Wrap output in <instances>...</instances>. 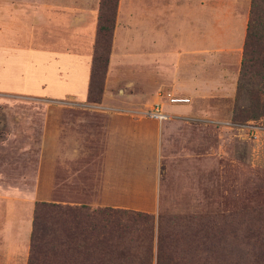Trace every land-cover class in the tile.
<instances>
[{
  "label": "rangeland",
  "instance_id": "374dc122",
  "mask_svg": "<svg viewBox=\"0 0 264 264\" xmlns=\"http://www.w3.org/2000/svg\"><path fill=\"white\" fill-rule=\"evenodd\" d=\"M205 1L206 51L187 59L190 78L197 75L192 68L200 66L205 70V82H222V90L204 94L210 97V107L219 117L227 114L231 124L246 127L243 133L220 129L216 123L207 125L212 135L219 136L218 147L213 144L202 149V154L161 158L157 199L146 195L139 201L125 202L138 205L140 210L44 198L52 196L46 191L53 188L49 180L53 178L56 146L60 145L57 142L61 143L63 127L67 133L72 127L62 116L74 111H101L94 106L96 103L86 101V96L83 104H77L69 95L60 94L62 90L54 89L59 68L56 75L52 70L44 73L38 54L40 50L85 52L86 34L70 35L69 29L77 26L78 20L87 27L95 21L96 28L99 0H0V247L4 239L2 226L10 224L14 231L8 233L12 241L9 254L15 264L17 260L27 264L35 211L38 258L31 264H59V260H53V252L66 231L72 235L75 223L71 215L75 209L80 211V205L85 206L86 213L103 207L126 211L125 215L118 214L120 220L114 224L125 225L127 239L134 241L128 249L131 264L144 263L146 221H150L152 232L148 264H155L156 236L161 231L169 236L171 246L174 244L177 260H195L192 264L197 260H218L219 264L263 262L264 119L236 123L231 118L249 0ZM92 34L94 40L95 29ZM117 69L114 65L107 75L106 67L102 89L106 84L112 91L132 92L133 70L118 79ZM44 80L50 93L40 89V85L45 87ZM168 144L166 141V149ZM136 213L147 220H135L133 224L130 217Z\"/></svg>",
  "mask_w": 264,
  "mask_h": 264
},
{
  "label": "crops",
  "instance_id": "0c3cea01",
  "mask_svg": "<svg viewBox=\"0 0 264 264\" xmlns=\"http://www.w3.org/2000/svg\"><path fill=\"white\" fill-rule=\"evenodd\" d=\"M205 5V0H118L107 75L114 65L118 79L132 69L133 91H112L104 84L100 101L94 105L101 112L74 111L62 116L72 127L67 133L64 126L61 143L57 142L60 145L56 146L53 178L49 180L53 188L46 191L52 196L47 194L45 199L140 209L125 202L139 201L146 195L157 199L161 158L202 154V149L213 144L218 147L219 136L212 135L207 125L216 123L220 129L237 132L246 127L231 124L227 114L219 117L210 107V97L204 94L222 90V82H205V70L200 66L192 68L197 75L190 78L187 59L206 51ZM79 21L69 33L79 37L86 34L85 52L40 50L38 55L44 73L52 70L56 75L59 68L61 75L54 76L58 85L54 89L83 104L95 21L93 27ZM229 42L230 36L226 44ZM45 80V87L40 85V89L50 93ZM174 96L188 101L167 102ZM153 107L159 113L151 112ZM1 231L0 264H15L9 254L12 241L8 236L14 228L6 223ZM20 263L24 260H17Z\"/></svg>",
  "mask_w": 264,
  "mask_h": 264
},
{
  "label": "trees",
  "instance_id": "16d2710c",
  "mask_svg": "<svg viewBox=\"0 0 264 264\" xmlns=\"http://www.w3.org/2000/svg\"><path fill=\"white\" fill-rule=\"evenodd\" d=\"M115 8L116 0H99L86 93V101L89 102L100 101L102 78L110 51ZM260 117L264 119V0H249V15L242 44L231 118L233 122L242 123L247 119L254 120ZM39 205L44 206L43 203ZM84 208V205H80V211L75 209L77 211L71 215L75 223L74 229L71 230L72 235L68 236L67 231L64 233V237L58 243V249L53 252V260H59V264H69L71 260L72 264H131L129 256L132 253L128 249L134 241L127 239L125 225L114 224L120 220L117 217L118 214L125 215L126 211L103 207L86 213ZM130 218L133 224L136 223L135 220L143 222L147 220L146 216L137 213ZM36 219L35 211L29 238L30 254L27 264H31V260L38 258ZM146 222L144 226L148 229V239L146 238L147 244L144 245L142 252L141 260H144V263L140 261V264L145 262L148 264L147 260L151 256L149 250L151 224L150 221ZM156 239L155 264H192L195 261L177 260L174 255L175 246L174 244L171 246L166 232L157 233ZM260 254L263 260L261 264H264L263 249ZM195 264H219V262L218 260H197Z\"/></svg>",
  "mask_w": 264,
  "mask_h": 264
},
{
  "label": "built area",
  "instance_id": "2783aa9c",
  "mask_svg": "<svg viewBox=\"0 0 264 264\" xmlns=\"http://www.w3.org/2000/svg\"><path fill=\"white\" fill-rule=\"evenodd\" d=\"M168 101H169L170 103H183V102H187L188 99H187V98H183V97H169V98H168ZM151 112L157 114V113H159V110H158L157 107H153V108L151 109Z\"/></svg>",
  "mask_w": 264,
  "mask_h": 264
}]
</instances>
